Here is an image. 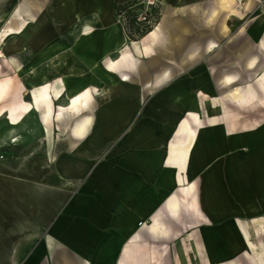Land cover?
Instances as JSON below:
<instances>
[{
	"label": "crops",
	"instance_id": "crops-1",
	"mask_svg": "<svg viewBox=\"0 0 264 264\" xmlns=\"http://www.w3.org/2000/svg\"><path fill=\"white\" fill-rule=\"evenodd\" d=\"M104 1L0 0V264H264L235 222L264 220V131L221 181L230 138L182 118L260 82L264 0H161L147 54Z\"/></svg>",
	"mask_w": 264,
	"mask_h": 264
},
{
	"label": "rangeland",
	"instance_id": "rangeland-1",
	"mask_svg": "<svg viewBox=\"0 0 264 264\" xmlns=\"http://www.w3.org/2000/svg\"><path fill=\"white\" fill-rule=\"evenodd\" d=\"M160 2L161 0H157V3L161 7L162 14L163 5H161L162 3ZM64 30H67L66 27ZM125 36H127L126 32ZM140 40L130 41L128 39V42L131 46V44L134 45L139 43ZM134 52L138 54L135 49ZM230 90L231 93L238 92L242 96V99L235 101L231 97V94H229L228 97L230 98L227 100L225 95L228 91L226 92L224 89L200 90L201 95L196 97V101L193 103L191 108L193 114L190 115L185 113L182 117L184 119L201 120L202 123H208L209 125L214 123V125L219 128L218 132L220 131V133H224L227 139L230 138V143L229 140L226 142L227 146L231 145L230 151L227 148L228 150L226 152L218 153V156L215 158L216 176L221 181L224 178L223 173L225 171H229L231 164L233 166L237 164L238 158L235 159V157L243 151L247 150V152H250V147H243V149H240L242 147V143L245 141H254L258 137L257 133L264 131V74L262 75L260 82L255 85V87L249 86L244 88H230ZM189 115L190 117H188ZM254 153L255 152L249 154L254 155ZM255 157L256 156L249 158V176H251V179L248 180L246 185L242 182L238 183L242 192H244L243 188L246 189L249 185H257V169L262 165V161L259 162L254 160ZM237 165H241V162ZM228 184L229 186L232 184H230V180H228ZM234 207L239 211L243 208L242 205H235ZM235 222L238 230L241 231L242 236H244L246 231L250 228L251 230L249 231H252V237L255 242H263L262 239H260L264 237V235L262 236V233L264 234V220L261 217H250L246 220H238V218H236Z\"/></svg>",
	"mask_w": 264,
	"mask_h": 264
},
{
	"label": "trees",
	"instance_id": "trees-1",
	"mask_svg": "<svg viewBox=\"0 0 264 264\" xmlns=\"http://www.w3.org/2000/svg\"><path fill=\"white\" fill-rule=\"evenodd\" d=\"M142 2L143 0H118L115 5L114 14L122 21L130 41H138L146 37L161 20V7L157 4L149 15V21L139 22L137 18L144 11Z\"/></svg>",
	"mask_w": 264,
	"mask_h": 264
},
{
	"label": "bare ground",
	"instance_id": "bare-ground-1",
	"mask_svg": "<svg viewBox=\"0 0 264 264\" xmlns=\"http://www.w3.org/2000/svg\"><path fill=\"white\" fill-rule=\"evenodd\" d=\"M111 1V0H110ZM113 1V0H112ZM111 1V2H112ZM104 2H109V0L104 1ZM106 4V3H105ZM107 5V4H106ZM108 7V6H107ZM109 8V7H108ZM238 10H240L237 7ZM121 24V23H120ZM157 31H158V27L154 28L152 31H150L147 34V38L142 40V46H143V51L147 54L150 53L152 51V45L153 43L156 41L158 35H157ZM123 34V33H122ZM124 40V39H123ZM126 41H123V43ZM48 89L47 87L43 86V87H38L34 92L32 91V97H33V101L36 103V105L41 104L44 100H47L48 98ZM60 92V90H59ZM58 92V93H59ZM57 93V94H58ZM59 96V95H58ZM231 97L235 100V101H239L240 99H242V96L238 93V92H232L231 93ZM191 115V114H190ZM190 115L188 117H190ZM197 118V117H196ZM184 119V118H183ZM182 119V121H183ZM188 120V119H187ZM188 122V121H187ZM181 124V123H180ZM190 124V123H189ZM181 130V129H180ZM190 130V129H189ZM48 132V131H47ZM181 132V131H180ZM191 132V131H190ZM189 133V132H188ZM194 134V133H193ZM187 136V135H186ZM196 137V136H195ZM187 139V138H186ZM217 140V138H216ZM219 141L217 140L216 142H214V145H219ZM220 148V146H219ZM169 149V148H168ZM251 149L254 150L255 149V144H251ZM171 159L172 160H176L179 163H183V161L185 160V158L187 157V150L186 147L182 144V146H172V151H171ZM246 152H243L242 155H238L237 158L239 160V163L242 162H246V157L245 154ZM169 154V152L167 153ZM167 159V158H166ZM171 164V162H170ZM177 166V165H176ZM209 175V174H208ZM209 177V176H208ZM183 181V180H182ZM188 189L186 190L187 193ZM206 197V195H205ZM207 198V197H206Z\"/></svg>",
	"mask_w": 264,
	"mask_h": 264
},
{
	"label": "built area",
	"instance_id": "built-area-1",
	"mask_svg": "<svg viewBox=\"0 0 264 264\" xmlns=\"http://www.w3.org/2000/svg\"><path fill=\"white\" fill-rule=\"evenodd\" d=\"M236 7H238L240 10L242 9V5L244 4L243 0H236ZM144 5V11L142 14H140L137 18L139 22L147 23L149 21V15L153 9L154 6H156L157 0H143Z\"/></svg>",
	"mask_w": 264,
	"mask_h": 264
},
{
	"label": "snow or ice",
	"instance_id": "snow-or-ice-1",
	"mask_svg": "<svg viewBox=\"0 0 264 264\" xmlns=\"http://www.w3.org/2000/svg\"><path fill=\"white\" fill-rule=\"evenodd\" d=\"M126 78V77H125Z\"/></svg>",
	"mask_w": 264,
	"mask_h": 264
}]
</instances>
